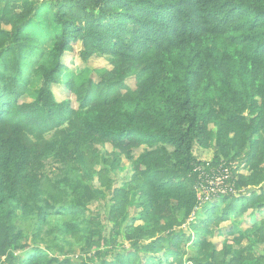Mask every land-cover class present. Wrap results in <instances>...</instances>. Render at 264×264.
Instances as JSON below:
<instances>
[{"label": "trees", "instance_id": "obj_1", "mask_svg": "<svg viewBox=\"0 0 264 264\" xmlns=\"http://www.w3.org/2000/svg\"><path fill=\"white\" fill-rule=\"evenodd\" d=\"M76 47L108 65L70 71ZM197 166L236 192L194 210ZM263 184L264 0H0V264H264ZM109 189L105 240L87 205Z\"/></svg>", "mask_w": 264, "mask_h": 264}, {"label": "rangeland", "instance_id": "obj_2", "mask_svg": "<svg viewBox=\"0 0 264 264\" xmlns=\"http://www.w3.org/2000/svg\"><path fill=\"white\" fill-rule=\"evenodd\" d=\"M38 1H41V0H38ZM42 9H44V12L42 13V18L40 20L41 26H39L38 31L43 33L42 36L44 38H51L52 33H53L52 15L48 9H45V8H42ZM77 50H78L77 47L74 48V50L71 52V54L65 57V60H67V62H69L68 67H69L70 71L76 72L79 67H82L85 64H88L91 67L107 66L108 65L106 60L100 59V58H90L87 63H84L80 60L79 56L77 55ZM58 94L59 93H57V96L60 95V94L59 95ZM145 149H146L145 146L134 149L133 156L135 158H138L139 155ZM193 153L197 159H201L203 161H208L212 157L213 148L210 146L205 147V146H199V145L195 144L194 148H193ZM234 163H236V162H234ZM131 167H132L131 161L127 160L126 158L121 159L120 167L117 170H114L110 173V177L112 179L113 186L123 187L126 185V182L129 180L130 175H131ZM93 183L96 187H98V182L96 180ZM110 197H111V189L105 190V196L104 197H102L98 200H94L87 205V208H88L87 215L88 214L92 215L93 219L96 220V222H97L96 225L99 229H101L103 238L105 240L109 237L110 230H111V222L108 219V211H109L110 203H111ZM131 200L132 201L134 200V196L131 197ZM136 214H137V210H136L135 206L130 204L127 208V215L128 216H134ZM245 218H248V214H246L244 216V219ZM181 228L184 229L186 234H188L187 224L182 225ZM54 235L59 237V235H57V234H54ZM223 237H226V236L222 235L221 237L215 238V240L220 241L221 239H223ZM60 238L57 241H55L56 238H54L53 234L46 233L43 241L40 242V246L46 247L49 249L54 248L55 250L53 252L54 253L57 252V254H58L59 249L57 247L63 245V243H64V241L61 240ZM64 238L65 237H63L62 239H64ZM114 239L117 241V244L114 247H112L114 249V252L117 250H120L122 248L127 247V243L124 242V240L121 238V236L114 235ZM105 240H101V242L96 241V245L100 247L104 243ZM242 246H244V243H242L241 245H235V248L238 250H241ZM65 248L67 251L71 250V253L73 255V259H75V261H77V262L88 261V260L94 259V257L91 256L90 252H88V253L82 252L83 251L82 248L73 247L71 249L69 246H67ZM51 249H50V251H51ZM259 250L264 251V245L260 246ZM84 258H86V259H84Z\"/></svg>", "mask_w": 264, "mask_h": 264}, {"label": "built area", "instance_id": "obj_3", "mask_svg": "<svg viewBox=\"0 0 264 264\" xmlns=\"http://www.w3.org/2000/svg\"><path fill=\"white\" fill-rule=\"evenodd\" d=\"M208 164V163H207ZM197 170L198 181L195 183L197 205L194 210H197L202 204L208 201L213 195L224 194V193H235L236 190L233 188L232 184H228L226 181L229 178V168H224L220 166L218 168V174H213L209 176L200 168L195 167ZM193 218V214L189 217V220Z\"/></svg>", "mask_w": 264, "mask_h": 264}]
</instances>
